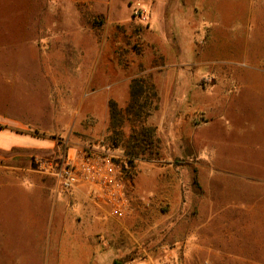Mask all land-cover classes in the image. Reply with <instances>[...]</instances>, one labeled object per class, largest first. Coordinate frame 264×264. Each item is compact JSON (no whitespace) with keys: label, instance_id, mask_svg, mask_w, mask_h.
Wrapping results in <instances>:
<instances>
[{"label":"rangeland","instance_id":"rangeland-1","mask_svg":"<svg viewBox=\"0 0 264 264\" xmlns=\"http://www.w3.org/2000/svg\"><path fill=\"white\" fill-rule=\"evenodd\" d=\"M163 1L121 5V0H47L46 47L51 57H28L25 50L14 55L11 46L13 57H0V72L8 81L19 75L12 87L0 73L4 115L45 123L51 130L45 111L53 106L45 73L60 72L62 82L61 94L54 95L59 109L55 123L60 124L55 146L0 151V183L13 181L29 193L0 194V205L7 203L16 217L33 211V196L49 203L44 198L68 194L53 177L37 171L35 157L58 158L66 150L95 144L129 166L126 145L138 120L123 113L122 125L113 128L110 111L102 122V117L75 108L90 95L113 89L110 98L124 109V79L140 76L155 87L151 106L156 107L143 122L154 126L156 140L129 166L128 190L135 181L142 186L138 202H130L131 188L125 213L114 215L107 209L119 219L111 224L116 231L121 221V230L131 226L136 238L121 254L128 257L123 264H264V0H239V8L245 3L247 11L232 20L225 40H239L243 48L234 57L211 55V65L203 67L206 73H196L198 66L181 57H143L149 49L131 38L146 25L137 7L160 11ZM59 49L67 57L54 56ZM102 82L103 90L98 86ZM176 117L189 118V126L181 121L173 126ZM20 234L13 231L12 236L22 238ZM99 235L109 241L108 248L116 246L114 234L98 232L96 242ZM163 246L171 257L165 256ZM110 262L101 259V264Z\"/></svg>","mask_w":264,"mask_h":264},{"label":"crops","instance_id":"crops-1","mask_svg":"<svg viewBox=\"0 0 264 264\" xmlns=\"http://www.w3.org/2000/svg\"><path fill=\"white\" fill-rule=\"evenodd\" d=\"M48 1L49 4H53L55 0ZM91 2L92 0L89 4H92ZM46 3L47 0H0V57H13V51L15 55L24 53V50L28 57H51L46 47ZM130 3L132 0H121V5ZM137 4L139 2L135 5ZM163 5L160 11L159 8L147 11L143 7L145 19L142 21H145L146 25L131 36L149 49L148 54L143 57H181L184 63L198 66L196 73L200 71L206 73L203 67L211 65L209 63L211 55L234 57L241 52L243 44L240 46L239 40L232 41L229 37L230 41L227 42L225 39L232 20L237 18L239 12L247 11L245 3H241L242 8H239V0H164ZM200 32L203 33L202 36H199ZM245 34L246 31L243 36ZM244 40L245 37L241 39ZM10 46L13 50L11 53L8 51ZM54 56L67 57L60 49ZM0 73L3 81L14 87L19 75H13L8 81L5 72ZM45 74L46 78L50 79L49 94L53 106L49 111H45V115L50 119L49 126L53 127L47 130L45 123H27L14 116L0 113V151L14 148L47 150L55 146L54 132L60 130V124L55 123L58 122L56 117L59 113L56 114V111L59 109L55 108L54 95L61 94L62 82L60 72L49 71ZM232 74L234 73L225 72L229 77ZM133 76L124 79L123 85L127 95L121 104L129 101ZM92 80L89 85L92 84ZM105 85L103 82L98 84L102 90ZM111 92L114 93V90L106 93L93 92L94 96L90 95L86 101H81L80 107L77 106L75 111L78 112L80 109L83 112H90L102 117V122L107 121ZM0 102H4V99H0ZM171 121L173 126L179 121L189 126L190 119L176 117ZM30 127L34 128L30 130ZM171 134H175L174 129L173 131L171 129ZM141 187L136 181L131 186L135 195L130 196V202L133 204L138 202L137 192ZM8 193L19 195L24 193L29 197V193L13 181L0 183V194ZM173 194L178 196L179 192L175 190ZM54 195L49 199L44 198L49 202H45L48 210L43 198L33 196L31 200H34L35 209L26 215L16 217H12L9 209L7 210L9 208L7 203L0 205V264H101V259L111 260L112 264L113 259L125 254L129 245L136 240L131 226L124 225V230H121V221L116 231V227L112 225L119 219L110 215L106 206L94 204L88 198L84 187L65 196H59L58 192ZM21 200L22 204L27 203ZM13 222H16L14 226ZM13 231L20 232L22 238H14ZM98 232L109 236L114 234L112 236L117 241L116 246L108 248L109 241L102 235L98 236L101 240L96 242L95 235ZM163 249L168 252L166 246H163ZM30 254L33 256L30 257ZM165 256L171 257V252Z\"/></svg>","mask_w":264,"mask_h":264},{"label":"built area","instance_id":"built-area-1","mask_svg":"<svg viewBox=\"0 0 264 264\" xmlns=\"http://www.w3.org/2000/svg\"><path fill=\"white\" fill-rule=\"evenodd\" d=\"M137 13L145 19L143 8ZM34 162L38 172L55 179L60 191L72 193L84 187L94 204L106 206L114 215L127 211L130 165L117 163L108 150L89 144L66 150L58 158L35 157Z\"/></svg>","mask_w":264,"mask_h":264},{"label":"trees","instance_id":"trees-1","mask_svg":"<svg viewBox=\"0 0 264 264\" xmlns=\"http://www.w3.org/2000/svg\"><path fill=\"white\" fill-rule=\"evenodd\" d=\"M156 97V91L154 84L146 78L136 76L131 79L130 83V96L129 101L126 104L124 109L118 107L117 102L110 98L109 99V111H110V123L111 127L119 126V122L121 125L123 123V113L126 116L134 117V121L139 122V124H133V132L128 139L126 148L129 155L127 156V162L134 166V158L138 157L140 154H144L146 152V148L152 144V142L156 139L153 138L155 136V128L154 126L146 125L143 120L145 116H147L151 107L155 108L156 105L151 106L153 99ZM139 126V127H138ZM138 127V128H136ZM118 130L117 134H121ZM122 135V134H121ZM132 139V140H130ZM128 260L127 255L114 258L112 264H123Z\"/></svg>","mask_w":264,"mask_h":264}]
</instances>
